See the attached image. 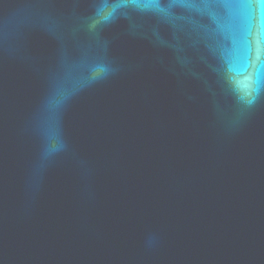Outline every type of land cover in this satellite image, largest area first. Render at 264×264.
Instances as JSON below:
<instances>
[{
  "label": "water",
  "instance_id": "obj_1",
  "mask_svg": "<svg viewBox=\"0 0 264 264\" xmlns=\"http://www.w3.org/2000/svg\"><path fill=\"white\" fill-rule=\"evenodd\" d=\"M147 3L0 0V264H264V6Z\"/></svg>",
  "mask_w": 264,
  "mask_h": 264
},
{
  "label": "snow or ice",
  "instance_id": "obj_2",
  "mask_svg": "<svg viewBox=\"0 0 264 264\" xmlns=\"http://www.w3.org/2000/svg\"><path fill=\"white\" fill-rule=\"evenodd\" d=\"M256 3H258L259 5L264 6V0H256ZM212 4H213V0H206V3L204 5V10H210V8L212 7ZM145 6H147V7H158V5L156 4V0H148V3ZM225 6L226 7H231L232 5H227L226 4ZM104 19H108V17L105 16ZM261 34H262V38H261L260 41H258V44L259 43H264V29L261 30ZM257 59L259 60V50H258ZM255 75H256V79L254 81H252V83L258 84L259 81H260V77L262 75L261 74V68L257 69ZM244 87H249V85L245 84Z\"/></svg>",
  "mask_w": 264,
  "mask_h": 264
}]
</instances>
